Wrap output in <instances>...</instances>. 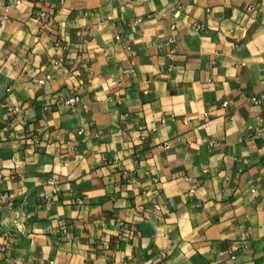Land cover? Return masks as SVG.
<instances>
[{
    "label": "crops",
    "instance_id": "crops-1",
    "mask_svg": "<svg viewBox=\"0 0 264 264\" xmlns=\"http://www.w3.org/2000/svg\"><path fill=\"white\" fill-rule=\"evenodd\" d=\"M0 264H264V0H0Z\"/></svg>",
    "mask_w": 264,
    "mask_h": 264
},
{
    "label": "built area",
    "instance_id": "built-area-1",
    "mask_svg": "<svg viewBox=\"0 0 264 264\" xmlns=\"http://www.w3.org/2000/svg\"><path fill=\"white\" fill-rule=\"evenodd\" d=\"M76 99H71L70 102H74Z\"/></svg>",
    "mask_w": 264,
    "mask_h": 264
}]
</instances>
